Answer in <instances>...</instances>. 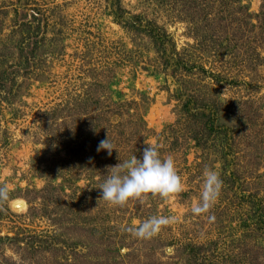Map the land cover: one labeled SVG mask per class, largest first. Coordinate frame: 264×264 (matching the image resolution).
Instances as JSON below:
<instances>
[{
  "label": "rangeland",
  "instance_id": "obj_1",
  "mask_svg": "<svg viewBox=\"0 0 264 264\" xmlns=\"http://www.w3.org/2000/svg\"><path fill=\"white\" fill-rule=\"evenodd\" d=\"M148 145L183 190L100 199ZM5 185L0 264H264V0H0ZM155 215L175 220L127 230Z\"/></svg>",
  "mask_w": 264,
  "mask_h": 264
},
{
  "label": "clouds",
  "instance_id": "obj_2",
  "mask_svg": "<svg viewBox=\"0 0 264 264\" xmlns=\"http://www.w3.org/2000/svg\"><path fill=\"white\" fill-rule=\"evenodd\" d=\"M116 146L107 137L97 146V152L107 150L109 156ZM223 180L213 169L203 173L200 199L193 207V212L201 213L210 209L219 198ZM101 197L110 205L123 207L131 199H144L147 194H159L168 197L183 190V181L178 174L172 155L162 158L157 145H148L143 149L141 158L132 156L120 161L107 170V178L101 185ZM7 186H0V200H7ZM174 217L155 215L141 222L137 227L127 229L137 238L147 239L159 233L163 227L170 225Z\"/></svg>",
  "mask_w": 264,
  "mask_h": 264
}]
</instances>
